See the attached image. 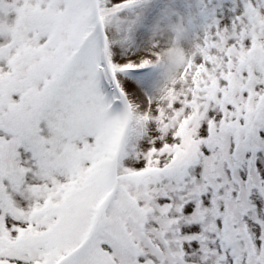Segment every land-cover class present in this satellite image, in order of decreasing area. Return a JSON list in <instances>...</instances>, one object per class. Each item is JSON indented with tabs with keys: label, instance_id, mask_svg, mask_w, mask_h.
Returning <instances> with one entry per match:
<instances>
[{
	"label": "snow or ice",
	"instance_id": "6c2138e0",
	"mask_svg": "<svg viewBox=\"0 0 264 264\" xmlns=\"http://www.w3.org/2000/svg\"><path fill=\"white\" fill-rule=\"evenodd\" d=\"M0 264H264V0H0Z\"/></svg>",
	"mask_w": 264,
	"mask_h": 264
}]
</instances>
